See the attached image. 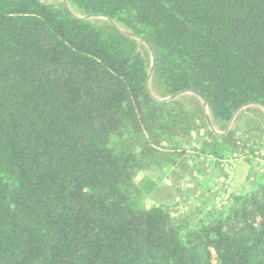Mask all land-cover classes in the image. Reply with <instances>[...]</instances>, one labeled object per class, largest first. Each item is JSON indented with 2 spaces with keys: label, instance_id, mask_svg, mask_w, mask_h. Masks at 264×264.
<instances>
[{
  "label": "trees",
  "instance_id": "obj_1",
  "mask_svg": "<svg viewBox=\"0 0 264 264\" xmlns=\"http://www.w3.org/2000/svg\"><path fill=\"white\" fill-rule=\"evenodd\" d=\"M124 32L153 96L199 94L218 133L264 108V0H0V264H264V182L141 206V172L228 179L250 142L152 97Z\"/></svg>",
  "mask_w": 264,
  "mask_h": 264
},
{
  "label": "rangeland",
  "instance_id": "obj_2",
  "mask_svg": "<svg viewBox=\"0 0 264 264\" xmlns=\"http://www.w3.org/2000/svg\"><path fill=\"white\" fill-rule=\"evenodd\" d=\"M190 95L187 93L180 98H190ZM253 110L259 111L260 115L251 112ZM206 114L210 115L208 109ZM231 128H238L243 138L250 143L245 155H239L231 163L225 164L228 179L220 178L206 159L192 161L183 175H176L172 170H168L167 174L156 168L145 170L141 172L140 183L149 179L154 185L151 192H143L141 206L180 203L179 210L182 211H188L194 204L219 207L229 193L245 194L264 182V109L257 105L242 109L235 116ZM251 148L253 152L249 150Z\"/></svg>",
  "mask_w": 264,
  "mask_h": 264
},
{
  "label": "water",
  "instance_id": "obj_3",
  "mask_svg": "<svg viewBox=\"0 0 264 264\" xmlns=\"http://www.w3.org/2000/svg\"><path fill=\"white\" fill-rule=\"evenodd\" d=\"M66 3H67V2H66ZM44 4H46V3H44ZM95 18H102V17H98V16H96V17H87V18H84V19H86V20H90V19H95ZM108 20H109V19H108ZM109 21H110L113 25H115L114 22H112L111 20H109ZM115 26H116V25H115ZM124 33H125L126 35L132 37V38L137 39V40L140 41L141 43H143V44L148 48V50H149V52H150V54H151V66H150V70H149V77H148L147 89H148L149 94H150L152 97H154V96H153V93H152V90H151V80H152L153 73H154V63H155V60H154V53H153L151 47L149 46V44H147V42H145L142 38H138V37H136V36H134V35H132V34H129V33H127V32H124ZM187 93H192V92H182V93H179V94H177V95H175V96H173V97L166 98V99H157V98H155V97H154V98H155L157 101H159V102L167 103V102H170V101L176 100V99L180 98L181 96H183V95H185V94H187ZM192 94L196 95L197 97H199V98L201 99V101H202V103H203L204 111H205V113H206V110L208 109L206 102H205L204 100H202V98L200 97L199 94H197V93H192ZM249 106H250V105H249ZM263 109H264V108H263ZM240 111H241V110H239V111L234 115V118H235V116H236ZM234 118H233V120H234ZM233 120L231 121L228 130H227L225 133H223V134H227V133L229 132V130L231 129V125H232ZM206 121H207L208 127H209V129L211 130L212 133H214L215 135H218V136H222V135H223L222 133H218V132L215 130L210 115H207V114H206Z\"/></svg>",
  "mask_w": 264,
  "mask_h": 264
}]
</instances>
